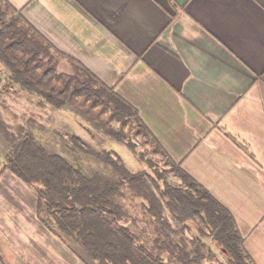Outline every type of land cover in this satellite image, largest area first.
I'll return each mask as SVG.
<instances>
[{
	"label": "crops",
	"instance_id": "crops-1",
	"mask_svg": "<svg viewBox=\"0 0 264 264\" xmlns=\"http://www.w3.org/2000/svg\"><path fill=\"white\" fill-rule=\"evenodd\" d=\"M0 1L134 107L264 264V0ZM1 165L0 264H95L43 225L36 190Z\"/></svg>",
	"mask_w": 264,
	"mask_h": 264
},
{
	"label": "trees",
	"instance_id": "trees-1",
	"mask_svg": "<svg viewBox=\"0 0 264 264\" xmlns=\"http://www.w3.org/2000/svg\"><path fill=\"white\" fill-rule=\"evenodd\" d=\"M60 57L0 1L6 86L35 98L37 106L83 110L108 140L129 150L139 168L71 136L74 152L101 165L87 174L38 142L44 127L35 119L15 130L0 119V137L8 145L2 170L36 187L43 225L95 264H255L231 213L170 157L136 109L72 59V73L58 72Z\"/></svg>",
	"mask_w": 264,
	"mask_h": 264
},
{
	"label": "rangeland",
	"instance_id": "rangeland-1",
	"mask_svg": "<svg viewBox=\"0 0 264 264\" xmlns=\"http://www.w3.org/2000/svg\"><path fill=\"white\" fill-rule=\"evenodd\" d=\"M57 71L72 73L73 68L60 60ZM6 82L5 77L0 73V119L6 122L12 130H15L18 125H25L30 118L35 119L44 127L42 133L38 131L36 134L38 142L48 152L61 155L69 162L80 165L87 174L101 169V165L95 159L79 151L74 152L72 144L67 140L71 136H77L91 148H107V150L115 152L131 170L139 168V164L129 150L123 145L108 140L102 130V125L90 120L83 110L69 107L56 109L47 105L37 106L35 98H28L22 94L13 96L14 89L10 90L6 86L8 84ZM7 148V143L0 137V150H2L0 154L5 152ZM3 161L0 159V164ZM29 187L36 190L34 186ZM133 228L135 229V227Z\"/></svg>",
	"mask_w": 264,
	"mask_h": 264
}]
</instances>
